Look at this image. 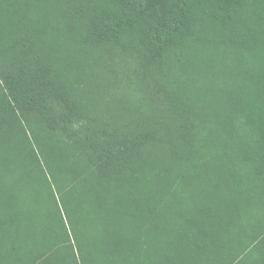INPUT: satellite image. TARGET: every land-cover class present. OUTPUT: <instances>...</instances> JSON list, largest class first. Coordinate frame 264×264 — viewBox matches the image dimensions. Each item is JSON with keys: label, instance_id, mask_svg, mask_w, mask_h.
Here are the masks:
<instances>
[{"label": "trees", "instance_id": "1", "mask_svg": "<svg viewBox=\"0 0 264 264\" xmlns=\"http://www.w3.org/2000/svg\"><path fill=\"white\" fill-rule=\"evenodd\" d=\"M0 264H264V0H0Z\"/></svg>", "mask_w": 264, "mask_h": 264}]
</instances>
